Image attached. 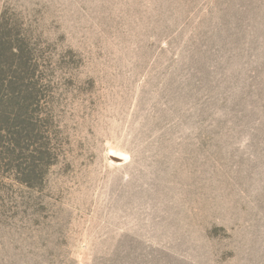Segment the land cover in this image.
<instances>
[{"label":"rangeland","instance_id":"374dc122","mask_svg":"<svg viewBox=\"0 0 264 264\" xmlns=\"http://www.w3.org/2000/svg\"><path fill=\"white\" fill-rule=\"evenodd\" d=\"M0 65V264H264V0H0Z\"/></svg>","mask_w":264,"mask_h":264},{"label":"trees","instance_id":"16d2710c","mask_svg":"<svg viewBox=\"0 0 264 264\" xmlns=\"http://www.w3.org/2000/svg\"><path fill=\"white\" fill-rule=\"evenodd\" d=\"M5 46L3 42L1 45ZM5 48L13 55L18 56L20 54V47L6 45ZM22 49V48H21ZM20 64V62L18 63ZM25 65V62L23 63ZM1 66V65H0ZM19 65H15L14 69L17 71ZM2 70H0L1 72ZM31 80L23 76H13L5 78L0 76V104L6 107H10V112L13 114V119H20L24 124L35 127V119L30 120V107L31 104L39 105L38 98L36 96V89L30 82ZM19 112L23 113H17ZM21 114V115H20Z\"/></svg>","mask_w":264,"mask_h":264}]
</instances>
